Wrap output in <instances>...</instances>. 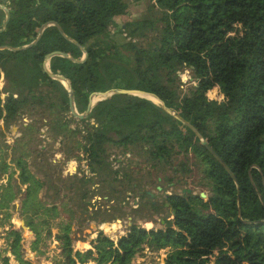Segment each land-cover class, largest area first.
<instances>
[{
    "label": "trees",
    "instance_id": "trees-1",
    "mask_svg": "<svg viewBox=\"0 0 264 264\" xmlns=\"http://www.w3.org/2000/svg\"><path fill=\"white\" fill-rule=\"evenodd\" d=\"M130 1L142 0H6L10 17L0 30V46L15 50L0 49V94H5L0 113L6 122L16 121L25 110H45L54 102L59 111L43 117L46 125L57 136L71 122L83 123L87 167L98 175L111 167L107 144L139 148L156 173L168 166L187 174V155H193L210 181L209 195L203 202L198 194L171 193L164 202L172 219L164 228L132 225L116 241L99 231L85 251L73 249L70 226L60 224L56 264H129L143 245L166 248L164 264H208L210 257L212 264H264V0H147L144 12L111 30ZM5 15L0 8V29ZM51 21L69 39L48 25L34 44L19 49ZM81 47L87 53L83 61ZM53 51L69 55L50 57L47 70L71 81L78 113L93 92L134 89L156 97L189 122L226 164L238 197L230 176L195 134L149 100L133 102L129 94L113 93L98 100L86 117L65 119L61 112L68 111V92L43 65ZM182 67L191 72L193 84L180 94L174 78ZM213 87L221 99L206 96ZM15 167L28 199L42 183L25 160ZM0 168L9 165L2 161ZM10 252L17 264H32L21 255L17 239ZM2 264H10L8 256Z\"/></svg>",
    "mask_w": 264,
    "mask_h": 264
},
{
    "label": "rangeland",
    "instance_id": "rangeland-1",
    "mask_svg": "<svg viewBox=\"0 0 264 264\" xmlns=\"http://www.w3.org/2000/svg\"><path fill=\"white\" fill-rule=\"evenodd\" d=\"M146 4L147 0L128 2L127 13L114 21L110 29L115 30L128 18L138 17ZM175 75L174 82L183 94L193 84L191 72L182 67ZM3 83L1 75L0 89ZM129 95L130 101H140L134 94ZM107 96L95 95L92 104ZM206 96L216 100L222 97L216 87L208 90ZM145 97L141 100H146ZM48 105L45 110L41 106H35L34 111L25 110L22 116L25 120L16 122L3 121L0 113V166L2 160L9 165L6 170L0 168V264L5 256L10 264H17L10 252L14 239L19 242L21 255L32 264H56L62 249L55 237L60 224L70 226L73 249L85 251L99 231L116 241L132 225L164 228L166 221L172 219L171 210L163 205L164 192L181 193L182 189H189L191 194L201 192L203 202L209 195L210 181L202 176L201 161L190 154L186 161L190 164L189 173H173L168 166L156 173L143 161L139 148L131 144H107L106 157L111 167L105 174L91 172L85 155V125L76 120L64 134L53 135L46 125L47 118L43 117H52L59 109L54 102ZM61 114L68 119L69 107ZM108 156L117 160L110 161ZM180 158L177 156L173 162ZM19 159L26 161L28 169L42 183L28 199L27 185L21 182L15 168ZM168 182L173 183L171 187ZM155 186L160 190H155ZM11 195L13 199L9 200ZM150 201L155 202L152 212ZM28 222L32 225L28 226ZM167 252L166 248L154 250L143 245L129 264H164ZM226 254L231 256L230 251ZM209 259L208 264H212L214 258Z\"/></svg>",
    "mask_w": 264,
    "mask_h": 264
},
{
    "label": "water",
    "instance_id": "water-1",
    "mask_svg": "<svg viewBox=\"0 0 264 264\" xmlns=\"http://www.w3.org/2000/svg\"><path fill=\"white\" fill-rule=\"evenodd\" d=\"M5 2L6 0H0V8L4 9L5 10V19L3 20L2 22V25H1V29L0 30H3L5 27H6V24L9 20V17H10V12H9V8L5 5ZM48 25H53L55 26L58 31L67 39H69L68 36H66L61 27L59 26V24L55 21H51V22H46L44 24H42L38 30V34H37V37L35 38V40L33 42H31L30 44H27L25 46H23L22 48H19V49H24V48H28L30 47L32 44H34L42 30L48 26ZM4 48H7V49H10V50H15V48H12V47H8V46H0V49H4ZM82 50H83V56L82 58L80 59V61H83L87 55L85 49L83 47H81ZM54 55H61V56H67L69 57V55L65 52H61V51H53V52H50L46 55L45 57V60L43 62V65L46 69V71H48L49 75L53 78H56V79H59L60 82L63 84V86L66 88L67 92H68V105H69V110H70V113L75 117V118H78V119H82L84 117H86L92 106L94 104H92L93 100H91V96H95V95H111L113 93H125V94H134V93H140L142 94V96H146V100H149L151 101L152 103H154L156 106H158L162 111H164L165 113H167L168 115L172 116L173 118H175L176 120H178L181 124L187 126L194 134L195 136L198 138L200 144L207 150V152L224 168V170L227 172V174L230 176V178L232 179L233 183L235 184L236 186V196L238 197V187L236 185V182H235V179H234V176L232 175L231 171L229 170V168L226 166V164L220 159V157L208 146L207 142L205 140H203L200 136V134L195 130V128L187 121H185L184 119H182L176 112H173L171 111L169 108H167L159 99H157L156 97L152 96V95H149L147 93H144V92H141V91H138V90H134V89H121V88H117V89H113V90H110V91H106V92H93L90 94L89 98H88V103H87V106H86V109L83 113H78L75 109V105H74V100H73V91L71 89V81L66 78L65 76L63 75H58V74H53L51 72H49V70H47V62L48 60L50 59V57L54 56ZM63 80L66 81V84H64ZM103 99V98H101ZM100 99V100H101ZM190 192L189 189H182L181 190V193L183 192ZM200 197H203V193H199L198 194ZM236 207H237V216H239V201L237 199L236 201ZM92 228L96 229L95 225L92 224ZM115 232V231H114Z\"/></svg>",
    "mask_w": 264,
    "mask_h": 264
},
{
    "label": "flooded vegetation",
    "instance_id": "flooded-vegetation-1",
    "mask_svg": "<svg viewBox=\"0 0 264 264\" xmlns=\"http://www.w3.org/2000/svg\"><path fill=\"white\" fill-rule=\"evenodd\" d=\"M3 85H4V83H3ZM3 87V86H2ZM2 89V88H1ZM0 89V90H1ZM4 97H5V94L4 93H2L1 92V94H0V98L2 99V101H3V99H4ZM2 115V120L3 121H5L4 119H3V113L1 114ZM23 116V114H21V115H19V117H18V119L16 120V121H19V120H21V119H24V117H22ZM25 120V119H24ZM16 121H13V122H16ZM6 122V121H5ZM114 158V157H113ZM113 158L112 159H110V161L111 160H113ZM117 160V159H116ZM116 160H113V161H116ZM3 161V160H2ZM16 168V167H15ZM8 169V168H7ZM173 183H171V182H168V186L169 187H171V185H172ZM155 190H160V188L158 187V186H155ZM150 198H152L153 196H152V194H150L149 192H145ZM183 193H186V194H190L191 192H183ZM169 194H171V193H168V192H164V198L167 196V195H169ZM139 203V202H138ZM138 203H136V206H138ZM154 205H155V202L154 201H150V206H149V210L152 212L153 211V209H154ZM163 205L164 206H168L165 202L163 203ZM170 209V208H169ZM172 218V217H171Z\"/></svg>",
    "mask_w": 264,
    "mask_h": 264
},
{
    "label": "bare ground",
    "instance_id": "bare-ground-1",
    "mask_svg": "<svg viewBox=\"0 0 264 264\" xmlns=\"http://www.w3.org/2000/svg\"><path fill=\"white\" fill-rule=\"evenodd\" d=\"M63 82H64V84H66V81L65 80H63ZM134 95L137 97V98H140V99H142L143 98V96H142V94H140V93H134ZM94 97V96H93ZM146 98V97H145ZM118 223V222H117ZM119 224V223H118Z\"/></svg>",
    "mask_w": 264,
    "mask_h": 264
},
{
    "label": "crops",
    "instance_id": "crops-1",
    "mask_svg": "<svg viewBox=\"0 0 264 264\" xmlns=\"http://www.w3.org/2000/svg\"><path fill=\"white\" fill-rule=\"evenodd\" d=\"M121 16H122V15H121ZM121 16H120V17H121ZM120 17H119V18H120ZM119 18H118V19H119ZM89 247H90V246H89ZM90 248H91V247H90Z\"/></svg>",
    "mask_w": 264,
    "mask_h": 264
}]
</instances>
